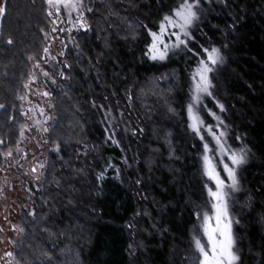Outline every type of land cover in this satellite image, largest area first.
Here are the masks:
<instances>
[{
	"label": "trees",
	"instance_id": "obj_1",
	"mask_svg": "<svg viewBox=\"0 0 264 264\" xmlns=\"http://www.w3.org/2000/svg\"><path fill=\"white\" fill-rule=\"evenodd\" d=\"M174 6V0L93 3L87 14L90 29L77 33L66 51L67 85L53 91L48 143L58 151L47 156L34 215L22 214L16 264H198L197 212L208 198L197 152L202 145L187 126L192 65L184 60L153 65L142 55L147 29L141 25L156 30ZM49 29L45 0L4 1L2 150L16 145L23 118L20 94L32 62L43 56ZM195 34L228 45L216 95L228 109L232 141L251 149L241 168V203L234 208L236 264H264V0L207 4ZM126 94L141 111L144 130L139 140L128 135L131 148L111 142L102 109L116 115ZM152 101L158 103V116L151 111ZM85 149L90 154H83ZM109 162L121 169V178L109 169L98 181ZM138 179L142 184H136Z\"/></svg>",
	"mask_w": 264,
	"mask_h": 264
},
{
	"label": "rangeland",
	"instance_id": "obj_2",
	"mask_svg": "<svg viewBox=\"0 0 264 264\" xmlns=\"http://www.w3.org/2000/svg\"><path fill=\"white\" fill-rule=\"evenodd\" d=\"M4 1L0 0V19ZM100 1L45 0L50 20V29L45 34L47 47L41 60L32 62L29 80L24 91L20 94V109L23 118L18 127L16 145L14 148L0 149V264H16L14 250L22 239L23 232L20 226L22 214L27 212L34 215V208L44 178L47 156L50 152L58 151V147L48 143L49 132L54 122L53 91H61L66 87L69 80L66 51L69 46L74 44V37L77 33L90 29L87 14L92 10L93 3ZM214 3L220 5L225 2L224 0H214ZM150 103L152 113L154 116H158L160 114L158 103L156 101ZM209 103L208 107H214L210 101ZM117 104L119 107L116 115L112 113L111 109L102 108L104 117L114 139L119 142L120 146L131 148L132 144L127 139L128 135L131 134L135 136L136 140H139L141 136L139 130L143 129L142 116H139L141 111L129 94H126L125 103ZM197 114L201 115V118L207 123L215 124L209 117H204L201 113ZM189 131L191 130L189 129ZM203 135L206 141L210 143V148H214V142L206 131ZM229 143L234 148L239 147L232 140ZM90 152L85 149L83 154L88 155ZM197 152L200 157L202 172V146ZM209 155L212 156V153L210 152ZM89 159L93 160V157H89ZM218 159H220L218 153L212 156L213 163H216ZM129 165L128 162L127 166ZM239 176L241 177V169ZM242 192L243 185L240 181V191L229 194L230 211L233 219H237L234 208L240 205L239 196ZM205 204L197 212L194 240L199 239L201 244L207 248V238L203 233V216L205 213L211 216L212 210L209 200ZM5 253L12 255L6 256Z\"/></svg>",
	"mask_w": 264,
	"mask_h": 264
},
{
	"label": "snow or ice",
	"instance_id": "obj_3",
	"mask_svg": "<svg viewBox=\"0 0 264 264\" xmlns=\"http://www.w3.org/2000/svg\"><path fill=\"white\" fill-rule=\"evenodd\" d=\"M224 2L226 3V0ZM174 3L175 6L161 17L156 30L141 25L147 29V40L142 55L153 65L159 63L167 66L177 60H184L192 65L188 76L189 102L186 114L188 128L202 144V175L206 181L204 190L212 210L211 216L207 213L203 216V233L207 238V248L199 239L194 240V243L200 257L199 264H236L240 257L235 251L234 225L238 224L239 220L231 216L229 194L240 191V169L248 164L251 149L244 144L234 148L229 143L232 140L231 129L225 119L228 109L216 95L217 76L227 64L225 49L228 45H216L206 37L198 38L195 34L203 23L205 6L214 3V0H174ZM237 27V24L232 25L234 31ZM201 39H204V43L200 42ZM209 101L214 107H208ZM169 110L176 114L174 109ZM197 113H207L215 124L207 123ZM143 131L139 130L141 134ZM205 131L214 142V148H210V143L206 141L203 135ZM165 139L167 140V137ZM242 139L240 136L235 137L238 143ZM111 142L117 147L120 146L115 139ZM210 152L212 156L218 153L220 159L216 163H213ZM123 163L127 164V159ZM109 169L115 170L117 179L121 178V169L109 162L97 180L104 181ZM136 184L140 185L142 181L138 179Z\"/></svg>",
	"mask_w": 264,
	"mask_h": 264
}]
</instances>
